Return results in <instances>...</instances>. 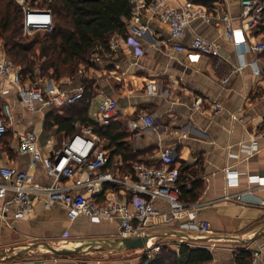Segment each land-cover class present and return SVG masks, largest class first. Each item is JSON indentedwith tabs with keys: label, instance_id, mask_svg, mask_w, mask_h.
Returning <instances> with one entry per match:
<instances>
[{
	"label": "crops",
	"instance_id": "1",
	"mask_svg": "<svg viewBox=\"0 0 264 264\" xmlns=\"http://www.w3.org/2000/svg\"><path fill=\"white\" fill-rule=\"evenodd\" d=\"M165 2L173 8L192 2L212 11L214 17L209 21L200 18L190 23L181 43L191 49L194 38L201 37L217 44V54L204 56L199 63H189L185 53L172 49L169 28L148 9L139 6L135 10L140 17L139 24L148 28L143 37L137 38L143 54H136L124 38L114 36L111 42L119 41V47L102 51L93 66L81 67L75 79L65 78L60 84L51 79L37 83L51 95L58 91L74 94L84 89V80L93 82L95 97L88 115L96 123L99 101L112 98L118 102L120 116L115 123L125 129L126 142L137 157L133 167L137 164L162 166L167 163L164 154L171 153L174 163L169 165L179 174L177 186L180 168L183 165L185 169L191 168L187 172L188 190H195L196 200L189 204L199 206L198 220L210 224L211 231L186 234L179 230V225L186 221L174 222L152 229V246L166 245L176 250L182 244L204 247L213 255L211 264H237L239 251L262 250L258 264H264V186L259 183L264 179V75L258 76L247 67L233 76L228 85L222 84L231 69L242 63L257 62L264 69V53L241 51L225 35L229 23L233 28L242 24L241 0ZM223 16L229 22L222 20ZM259 42L264 43V18L249 35L250 44ZM4 53L0 46V57ZM7 87L8 94L0 98V115L3 104L11 103L18 125L0 140V170L10 166L27 171L33 175L36 185L51 186L54 181L45 163L33 166L30 154L18 152L17 134H36L41 152L51 157L63 141L82 134V128L75 126L74 134L61 130L57 120L59 116L64 117L62 108H48L37 102L36 112L29 114L17 89L12 85ZM198 99L202 103L196 107ZM143 116L154 117L157 128L144 133L136 130L135 125L140 124ZM108 146L109 142L104 139V148L110 156L112 151ZM123 164V158L115 156L106 171L115 172L120 180L133 181L134 170L131 174L123 173L120 169ZM227 171L238 178L237 185L228 184ZM76 172L71 179L62 178L60 185L70 188L74 196L86 195L88 174ZM0 184H7L1 174ZM94 189L99 201L112 195L127 202L133 198L127 190L109 182H95ZM155 206L162 211L169 210L161 201L155 202ZM2 207L0 200V264H141L144 251L140 250L115 255L96 249L88 254L58 256L46 249L47 246L76 249L90 240L120 238L119 219L71 220L64 206L54 204L46 208L36 198L32 213L22 220L15 218L14 208L3 212ZM152 238H156L154 244Z\"/></svg>",
	"mask_w": 264,
	"mask_h": 264
},
{
	"label": "built area",
	"instance_id": "2",
	"mask_svg": "<svg viewBox=\"0 0 264 264\" xmlns=\"http://www.w3.org/2000/svg\"><path fill=\"white\" fill-rule=\"evenodd\" d=\"M131 2L134 5V15L126 43L133 46L136 54H143L137 38L143 37L148 30L147 27L139 24L140 17L135 12L139 6L148 9L161 24L169 28L173 44L172 49L176 52L185 53L189 63H199L204 56L217 54V44L201 37L194 38L191 49L186 48L181 43L190 23L200 18L209 21L210 18L214 17L212 11L192 2H187L180 8L170 7L165 0H148L143 3L132 0ZM23 3L20 2L22 5ZM241 6V26L233 28L229 23L225 35L241 51L264 53L263 42L249 43V35L263 21L264 0H241ZM24 10L25 35L33 36L38 32H51L53 30V18L50 10L32 8H24ZM221 19L229 22L227 16H223ZM119 45V41H112L110 42V49H117ZM104 50L102 46H98L91 56V61L94 62ZM247 67L252 68L258 76L264 75V69L260 68L257 62L242 63L231 69L229 74L222 79V84L228 85L233 76L242 73ZM7 85H12L17 89L19 99L29 114L36 112L37 102L48 108H63L75 104L84 96L83 88L74 94H68L66 91L47 94L40 83L24 81L20 69L4 53L0 57V98L8 94ZM201 103L202 99H198L196 107L200 106ZM119 116L120 110L115 99L105 98L98 102L96 124L108 126ZM17 125V118L11 103L5 102L0 116V140H3ZM75 126L76 128L81 127L83 133L75 134L70 140L63 141L62 146L56 149L51 157H45L41 152L36 134H17L19 136L18 152L30 154L33 166L39 162H44L47 173L53 178L54 183L51 186H38L30 172L19 171L10 166L1 168L0 174L7 181V184H0V200L3 202V212L14 208L15 218L17 220L25 219L32 213L36 198L46 208H51L54 204L64 206L71 220L80 217L95 221L119 219L121 238L150 236L152 229L183 221L186 222L179 225L181 232L186 234L210 233V224L198 220L199 206L186 204L181 200V191L176 185L179 174L169 165L174 163L171 159V153H166L163 156L166 164L158 167L137 164L133 167L135 177L133 181L120 180L116 178L115 172L106 171L110 163V156L104 148V139L97 135L91 126H81L78 123ZM156 128L157 121L152 116H143L140 124L135 125V129L140 133ZM262 133L264 135V129ZM254 147H256V143L253 144ZM76 171H86L88 174L85 179L88 186L86 195L74 196L70 188L60 185L62 178L71 179L77 173ZM237 180L236 176H232V173L227 171V181L230 186L237 185L239 183ZM259 181L260 186H264V179ZM95 182L112 183L119 186L120 189L127 190L133 198L127 202L121 200L118 195H112L99 201L95 197ZM157 201L166 203L169 210L157 209L155 206ZM157 252L158 247L152 246L149 241L144 255L146 254L153 259ZM262 256V250L253 252L252 264H258Z\"/></svg>",
	"mask_w": 264,
	"mask_h": 264
},
{
	"label": "trees",
	"instance_id": "3",
	"mask_svg": "<svg viewBox=\"0 0 264 264\" xmlns=\"http://www.w3.org/2000/svg\"><path fill=\"white\" fill-rule=\"evenodd\" d=\"M132 0H0V46L13 64L20 69L24 81L43 82L48 79L57 84L65 78L75 79L81 67L93 66L91 56L98 46L110 51L114 36L127 40L134 15ZM208 3V2H207ZM207 3H202L208 5ZM50 10L53 18L51 32L25 35V10ZM84 96L75 104L63 107L64 117H58L57 125L69 134L75 125L91 126L93 131L109 142L111 165L115 156L123 158V173H133L136 155L127 144L125 129L113 120L108 126H99L88 115L95 97L93 82L84 80ZM60 109V108H59ZM1 116V115H0ZM58 116V115H57ZM61 119V120H59ZM48 123V122H47ZM180 168L179 186L181 200L193 203L194 189L188 190L190 167ZM189 196V199H188ZM253 253L242 250L236 254L237 264H251ZM212 253L204 247L182 244L179 250L172 246H158L152 259L143 255L141 264H211Z\"/></svg>",
	"mask_w": 264,
	"mask_h": 264
},
{
	"label": "water",
	"instance_id": "4",
	"mask_svg": "<svg viewBox=\"0 0 264 264\" xmlns=\"http://www.w3.org/2000/svg\"><path fill=\"white\" fill-rule=\"evenodd\" d=\"M151 236L135 237V238H115V239H97L90 240L86 245L76 249L54 248L47 246L49 253L58 256H72L80 254H88L93 250H105L112 254L125 251H146Z\"/></svg>",
	"mask_w": 264,
	"mask_h": 264
},
{
	"label": "rangeland",
	"instance_id": "5",
	"mask_svg": "<svg viewBox=\"0 0 264 264\" xmlns=\"http://www.w3.org/2000/svg\"><path fill=\"white\" fill-rule=\"evenodd\" d=\"M18 1H20V2H24L25 0H18ZM156 238H152V243L154 244L155 242H156V240H155ZM123 252H120V253H116L115 255H117V254H122ZM127 254H129V255H133L134 253L133 252H128ZM138 256V255H137Z\"/></svg>",
	"mask_w": 264,
	"mask_h": 264
}]
</instances>
